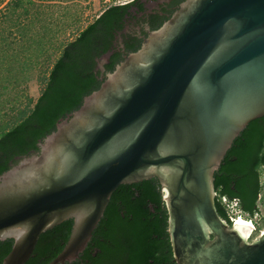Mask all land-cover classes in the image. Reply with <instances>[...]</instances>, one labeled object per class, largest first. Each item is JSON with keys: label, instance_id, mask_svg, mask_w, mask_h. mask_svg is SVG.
Returning a JSON list of instances; mask_svg holds the SVG:
<instances>
[{"label": "water", "instance_id": "obj_1", "mask_svg": "<svg viewBox=\"0 0 264 264\" xmlns=\"http://www.w3.org/2000/svg\"><path fill=\"white\" fill-rule=\"evenodd\" d=\"M263 116L264 0H186L40 153L0 177V240H14L2 264H25L41 234L69 219L49 264L75 261L113 192L151 178L177 264H264V230L252 238L223 219L214 183L234 140Z\"/></svg>", "mask_w": 264, "mask_h": 264}, {"label": "trees", "instance_id": "obj_2", "mask_svg": "<svg viewBox=\"0 0 264 264\" xmlns=\"http://www.w3.org/2000/svg\"><path fill=\"white\" fill-rule=\"evenodd\" d=\"M166 1L161 9L147 10L144 0H133L104 10L63 46L48 73L40 78L44 87L34 103L24 85L32 79L31 71L40 67V59L54 47L58 31L52 34L46 15L35 9L36 0H0V177L21 160L40 153V143L57 130L58 123L80 109L107 75L138 51L149 32L159 29L186 0ZM151 10L153 14L148 15ZM36 21L41 24L37 32ZM146 22L148 33L142 27ZM132 25L141 26L142 38ZM12 33L18 34L19 50L10 40ZM22 55L24 60L19 59ZM263 169L264 116L246 126L214 174L217 210L230 224L223 198L237 200L239 210L252 217L259 210ZM73 224L69 219L42 233L25 264L51 263L66 246ZM13 244V239L0 240V264ZM66 264H177L159 180L120 185L84 251Z\"/></svg>", "mask_w": 264, "mask_h": 264}, {"label": "rangeland", "instance_id": "obj_3", "mask_svg": "<svg viewBox=\"0 0 264 264\" xmlns=\"http://www.w3.org/2000/svg\"><path fill=\"white\" fill-rule=\"evenodd\" d=\"M131 1L133 0H36L38 6L35 9L46 15L48 23L51 24L52 34H56L57 31L58 33L56 43H53L54 47L49 49L46 57L40 59V67L31 71L32 79L24 85V88H26L25 94L32 98L35 103L44 87L39 80L48 73L53 62L60 56L63 46L74 40L81 30L94 22L108 7L124 5ZM40 26L41 24L36 21L34 30L37 32L40 30ZM16 34L12 33L10 36V40L15 42L13 47H16L18 41V34L17 36ZM20 47L18 45L15 49L19 50L18 48ZM24 57L22 55L19 59L24 60ZM20 101L24 104L26 102L25 97L20 99ZM261 182L263 184V192L258 203L261 218L255 224L252 238L258 236L264 230V169L262 170Z\"/></svg>", "mask_w": 264, "mask_h": 264}, {"label": "built area", "instance_id": "obj_4", "mask_svg": "<svg viewBox=\"0 0 264 264\" xmlns=\"http://www.w3.org/2000/svg\"><path fill=\"white\" fill-rule=\"evenodd\" d=\"M223 203L228 210V213L230 215L231 220L236 221L237 219L243 217L246 221L252 223L253 228L255 230V224H257V222H258L257 220H259L261 218L260 208L252 217H249L248 215L242 213L239 210L237 200L229 201L227 198H223Z\"/></svg>", "mask_w": 264, "mask_h": 264}, {"label": "flooded vegetation", "instance_id": "obj_5", "mask_svg": "<svg viewBox=\"0 0 264 264\" xmlns=\"http://www.w3.org/2000/svg\"><path fill=\"white\" fill-rule=\"evenodd\" d=\"M144 2H146V8H147V10L149 9H153V8H157V9H161V6L163 5V4H165L164 2H165V0H144ZM166 2H170V0H167ZM149 14H153L152 13V10L151 11H148V15ZM147 15V16H148ZM146 18H148V17H146ZM132 27L133 28H135V30L137 31V34H139V37H143V31L145 32V33H148L150 30H149V24H148V22H146V23H144L143 24V31H141L142 29H140V27L141 26H138V25H132ZM119 41L120 42H122L123 41V39L120 37L119 38Z\"/></svg>", "mask_w": 264, "mask_h": 264}, {"label": "bare ground", "instance_id": "obj_6", "mask_svg": "<svg viewBox=\"0 0 264 264\" xmlns=\"http://www.w3.org/2000/svg\"><path fill=\"white\" fill-rule=\"evenodd\" d=\"M236 222L246 224V225L250 226V227L252 228V230H254L252 223L246 221L243 217L237 219ZM252 230H251V231H252ZM249 235H251V232L249 233ZM249 235H248V236H249ZM248 236H247V237H248Z\"/></svg>", "mask_w": 264, "mask_h": 264}]
</instances>
